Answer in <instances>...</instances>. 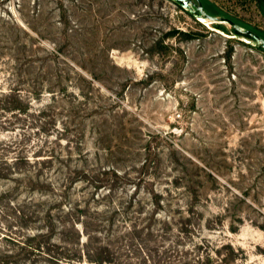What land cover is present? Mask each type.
<instances>
[{
  "label": "rangeland",
  "instance_id": "obj_1",
  "mask_svg": "<svg viewBox=\"0 0 264 264\" xmlns=\"http://www.w3.org/2000/svg\"><path fill=\"white\" fill-rule=\"evenodd\" d=\"M201 1L264 31V0ZM231 28L172 0H0L24 102L0 112V236L72 255L78 221L116 264H264V50ZM18 245L7 264H71Z\"/></svg>",
  "mask_w": 264,
  "mask_h": 264
},
{
  "label": "trees",
  "instance_id": "obj_2",
  "mask_svg": "<svg viewBox=\"0 0 264 264\" xmlns=\"http://www.w3.org/2000/svg\"><path fill=\"white\" fill-rule=\"evenodd\" d=\"M215 15L227 16L231 18L232 20H234L235 22L239 23L240 25L247 27L251 30H254L259 35L264 37V31L251 27L250 25L231 17L229 14H225V13L222 14V12L218 11ZM231 32L232 34H235V35L236 34L241 35V33L234 27L231 28ZM187 35H191V33H187ZM22 100L23 98L20 95V91L16 87H10L7 91L0 90V110H1L0 112H12L13 114L23 112L24 109L22 105L24 104V102H22ZM25 159H29V158H25ZM77 224H78V221H76L75 224L71 223L70 225L75 231V237L79 238V241L75 242L76 243L75 244L76 247L74 248L75 254H72V255H69L66 252H63L61 254V253H56L54 250L52 251L51 243L46 244L45 241L43 240L44 237H47L46 235H48V232H49V231H45L44 228L37 229L39 230L37 234L34 231H32L34 234L30 235L29 238H26V240L17 239V238L12 237L11 235H3L2 237L0 236V239H3V237H5L6 239L10 241L18 243L19 248L23 251L26 250L29 254L38 253L40 255L47 257L48 259H53L57 262L66 261L71 264H86L87 262L90 264H116L117 261H114L115 259L111 257V253L108 251L110 248L109 246L107 247L100 246L101 247L100 248L98 245L99 248L97 250H92V251H90L89 249L87 250L84 249V247L86 248L87 244L81 242L83 233H81L80 229L76 227ZM50 226H53V225L50 224ZM83 226H84L83 232L87 235L88 242H89L91 241L92 233L85 227V224H83ZM52 231H54L53 228H52ZM63 235L64 237L67 238V234H63ZM36 239H42L44 242L40 240V243H37L35 242ZM49 249H51V251ZM106 250L108 252H106ZM20 252L21 251H17V253H13V251L0 249V264H7L9 262H15L16 260L14 259L16 257L23 256V253H20ZM25 257H27V255H25Z\"/></svg>",
  "mask_w": 264,
  "mask_h": 264
},
{
  "label": "water",
  "instance_id": "obj_3",
  "mask_svg": "<svg viewBox=\"0 0 264 264\" xmlns=\"http://www.w3.org/2000/svg\"><path fill=\"white\" fill-rule=\"evenodd\" d=\"M178 5H180L183 9L187 10L188 12L192 13L195 17L201 19L203 22L205 21H212L216 23H227L237 29L241 35L243 36L244 41L253 44L256 47L264 49V37L259 35L258 33L254 32L253 30L240 25L239 23L235 22L231 18L227 16H217L209 14L202 3L201 0L195 2L194 0H172Z\"/></svg>",
  "mask_w": 264,
  "mask_h": 264
},
{
  "label": "flooded vegetation",
  "instance_id": "obj_4",
  "mask_svg": "<svg viewBox=\"0 0 264 264\" xmlns=\"http://www.w3.org/2000/svg\"><path fill=\"white\" fill-rule=\"evenodd\" d=\"M195 2H198V0H194Z\"/></svg>",
  "mask_w": 264,
  "mask_h": 264
}]
</instances>
